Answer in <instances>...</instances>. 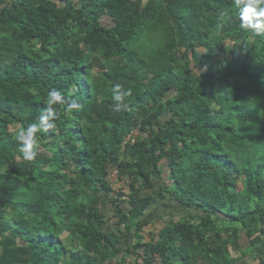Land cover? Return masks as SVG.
Wrapping results in <instances>:
<instances>
[{"label": "trees", "instance_id": "trees-1", "mask_svg": "<svg viewBox=\"0 0 264 264\" xmlns=\"http://www.w3.org/2000/svg\"><path fill=\"white\" fill-rule=\"evenodd\" d=\"M53 88L82 107L26 161ZM0 264H264V34L234 0H0Z\"/></svg>", "mask_w": 264, "mask_h": 264}, {"label": "clouds", "instance_id": "clouds-1", "mask_svg": "<svg viewBox=\"0 0 264 264\" xmlns=\"http://www.w3.org/2000/svg\"><path fill=\"white\" fill-rule=\"evenodd\" d=\"M234 7L238 12L239 27L245 31H252L256 35L264 34V0H234ZM226 13H221L223 19ZM219 27V25H218ZM120 85H114L113 99L118 102L117 110L123 103L124 97L131 95L130 90L122 92ZM44 108L38 122L30 123L27 127L17 130L15 138L20 142V152L26 161H34L39 155L38 133L48 131L56 127L55 121L59 118V113L55 105H65L66 110H79L82 105L73 100L68 102L63 93L58 89H50ZM124 107H127L125 104Z\"/></svg>", "mask_w": 264, "mask_h": 264}, {"label": "rangeland", "instance_id": "rangeland-1", "mask_svg": "<svg viewBox=\"0 0 264 264\" xmlns=\"http://www.w3.org/2000/svg\"><path fill=\"white\" fill-rule=\"evenodd\" d=\"M137 44L139 51L149 54L150 52L154 51L157 47L164 44L163 35H161L159 32H145V34L140 38ZM10 130L13 131L15 130V128L10 127ZM160 213L162 215H165L163 212ZM158 225L159 224H156V226ZM149 229L153 230V226L146 228L147 231H149Z\"/></svg>", "mask_w": 264, "mask_h": 264}, {"label": "built area", "instance_id": "built-area-1", "mask_svg": "<svg viewBox=\"0 0 264 264\" xmlns=\"http://www.w3.org/2000/svg\"><path fill=\"white\" fill-rule=\"evenodd\" d=\"M132 135H134L133 137H135V135H137V131H134V133H133ZM132 135H130V136L128 137V139H130Z\"/></svg>", "mask_w": 264, "mask_h": 264}]
</instances>
